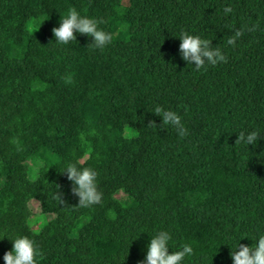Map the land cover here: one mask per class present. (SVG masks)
<instances>
[{"label":"trees","instance_id":"obj_1","mask_svg":"<svg viewBox=\"0 0 264 264\" xmlns=\"http://www.w3.org/2000/svg\"><path fill=\"white\" fill-rule=\"evenodd\" d=\"M68 7L117 38L104 51L81 34L54 44ZM181 30L225 61L187 65ZM155 105L181 116L184 137ZM72 157L97 171L100 203L78 205ZM34 217L48 220L39 231ZM157 229L174 249L192 244L184 264H232L233 245L264 230V0H0V264L18 234L37 264H141Z\"/></svg>","mask_w":264,"mask_h":264},{"label":"clouds","instance_id":"obj_2","mask_svg":"<svg viewBox=\"0 0 264 264\" xmlns=\"http://www.w3.org/2000/svg\"><path fill=\"white\" fill-rule=\"evenodd\" d=\"M228 11L229 9L226 8L225 12ZM105 23L102 18L82 14L75 7H68L63 15L59 14L58 25L51 29L53 43L68 45L70 41L76 40L75 34H81L91 38L88 47L91 46L92 50L104 51L117 38L115 32L101 27ZM239 35L240 33L237 32L235 36H230L226 44L234 45L235 38ZM176 37L180 41V58L187 65L192 66L194 62V68L197 70L204 69L206 65L215 66L218 62L222 63L226 59L219 47L212 46L210 40L202 38L200 35L181 30ZM152 112L161 118L163 125L174 127L179 137L186 135L185 125L176 111L155 105ZM85 136L84 132L80 133L81 143L86 142ZM257 139L256 131H250L247 134L241 131L237 135V141H242L245 144H253ZM62 167L63 173H66L67 179L72 184V192L78 197L80 207L87 208L100 203L102 193L98 188V173L94 168L80 166L79 160L75 157L65 160ZM8 239L11 241L12 247L2 256L4 264H37V258L41 256V251L34 240L23 234ZM254 239L255 242L251 246L240 244V239L233 245L230 252L232 264H264V230L257 231ZM172 241L173 236L170 231L155 230L149 235L141 264H184L185 259L193 254L192 244L186 242L174 249Z\"/></svg>","mask_w":264,"mask_h":264},{"label":"rangeland","instance_id":"obj_3","mask_svg":"<svg viewBox=\"0 0 264 264\" xmlns=\"http://www.w3.org/2000/svg\"><path fill=\"white\" fill-rule=\"evenodd\" d=\"M142 198L144 199H149L152 197V192L150 189L146 188L142 191ZM41 204L46 203L48 201V193L47 191H43L42 194L38 197L37 199ZM37 201H34L31 207L35 210L38 211L40 209V204ZM48 220L45 217H34L32 219V224L34 228L39 231L42 226L47 222Z\"/></svg>","mask_w":264,"mask_h":264}]
</instances>
